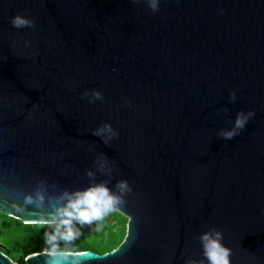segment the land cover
<instances>
[{
	"label": "water",
	"instance_id": "1",
	"mask_svg": "<svg viewBox=\"0 0 264 264\" xmlns=\"http://www.w3.org/2000/svg\"><path fill=\"white\" fill-rule=\"evenodd\" d=\"M17 13L35 26L13 27ZM241 109L255 115L220 138ZM106 121L111 146L92 134ZM100 153L110 186L133 188L115 210L127 233L82 264H184L211 227L232 264H264V0H161L155 13L144 0H0V184L18 199L41 178L82 188ZM0 264L18 263L0 249Z\"/></svg>",
	"mask_w": 264,
	"mask_h": 264
},
{
	"label": "clouds",
	"instance_id": "2",
	"mask_svg": "<svg viewBox=\"0 0 264 264\" xmlns=\"http://www.w3.org/2000/svg\"><path fill=\"white\" fill-rule=\"evenodd\" d=\"M133 2L137 3L139 0ZM144 2L155 13L159 10L161 0H144ZM223 11V9L219 10L221 13ZM10 23L17 29L35 26V22L30 17L19 13L10 18ZM24 43L26 47L30 44L27 40ZM82 96L90 103L104 99L99 89L85 90ZM236 99V92H231L229 100L234 103ZM254 115L255 112L252 110L237 111L232 126L221 129L218 132L219 137L232 140L240 135ZM92 134L109 146L119 135L117 129L107 121L94 128ZM94 164L96 171L92 168L86 171L85 174L90 179L82 188L60 187L56 181L50 183L47 179L41 178L35 182V186L30 191L24 192L22 199H18L16 186L0 184V204L20 215L26 213L34 215L33 222L45 228L42 235L45 245L44 264H82L80 258L87 253L76 248L74 244L83 235V228L88 226L93 231L99 232L105 218L124 206L126 198L132 195L133 188L126 178L117 179L110 186L113 166L105 154H98ZM97 171L105 173L106 178L96 180ZM29 206L33 211L29 210ZM196 239L201 244V258L186 257L184 264H232V249L224 243V233L221 229L208 228Z\"/></svg>",
	"mask_w": 264,
	"mask_h": 264
},
{
	"label": "trees",
	"instance_id": "3",
	"mask_svg": "<svg viewBox=\"0 0 264 264\" xmlns=\"http://www.w3.org/2000/svg\"><path fill=\"white\" fill-rule=\"evenodd\" d=\"M113 220H119L123 224L119 233L113 232L111 229ZM126 222L127 217L118 211H114L105 218L100 230L106 231L110 229L111 232L110 240L105 246H99L98 242L94 239L90 240L87 233L93 230L88 226L83 228V235L75 242L74 246L81 251L94 250L99 253L110 251L124 240L127 233ZM92 227L94 228L95 226ZM44 231L45 228L39 224L24 223L19 219L0 212V244L6 250L5 253L20 264L26 263L25 257H28L30 254L43 252L45 245L42 235Z\"/></svg>",
	"mask_w": 264,
	"mask_h": 264
},
{
	"label": "rangeland",
	"instance_id": "4",
	"mask_svg": "<svg viewBox=\"0 0 264 264\" xmlns=\"http://www.w3.org/2000/svg\"><path fill=\"white\" fill-rule=\"evenodd\" d=\"M127 223H128V218H127V222H126V225H125L126 226V231H127ZM122 226H123V224L119 220H113L112 223H111V229L113 230V232L119 233V231L122 229ZM87 235L90 237V240L94 239L96 242H98L99 246H105L108 243V241L110 240L111 232H110V229L106 230V231H99V232L89 231L87 233ZM0 248L5 253L6 250L4 249L2 244H0ZM26 259H27V257H25V260ZM13 260L15 261V259H13ZM18 264H20V263H18Z\"/></svg>",
	"mask_w": 264,
	"mask_h": 264
}]
</instances>
